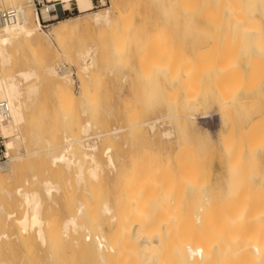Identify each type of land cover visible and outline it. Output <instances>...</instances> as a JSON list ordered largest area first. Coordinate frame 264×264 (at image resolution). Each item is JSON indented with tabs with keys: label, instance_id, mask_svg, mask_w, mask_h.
Masks as SVG:
<instances>
[{
	"label": "rangeland",
	"instance_id": "1",
	"mask_svg": "<svg viewBox=\"0 0 264 264\" xmlns=\"http://www.w3.org/2000/svg\"><path fill=\"white\" fill-rule=\"evenodd\" d=\"M5 1L7 2L8 0H5ZM5 1L2 0V3L0 1V8H1L0 11L6 9L4 7H9L8 6L9 4H6ZM18 1L21 2L22 4H26V2H27L26 0H21V1L18 0ZM104 1L105 2L103 3L101 0H92L93 9L91 11H89L88 13H84V14H79V12L76 10L77 7H76L75 3L71 2V7L72 8L74 7V10H72V14L68 15L65 18H70V17H75V16L80 15L79 20L74 21L73 23L68 25L65 33L62 36H60L59 38L53 37L50 43L42 40L37 45H34L35 49L33 47L32 48L29 47L28 49L26 48L24 51H22L23 53H21V56L17 55L19 57H16V56L14 57V59H15L14 60V67L12 68L11 72H14L15 70L26 68V67H32L30 65H33V67H36V66L38 67L50 59H52V61L55 63V65L57 67H58V65L60 67H61V65H63V67H65V69L68 70V72L70 73V74L68 73V77L71 81L70 86L72 89V94L60 95L59 93H57L54 90V86L50 82V80L44 79V80H42V83L39 86V89H38L36 96H32V98H30L29 101L26 100L27 98H26V96H24V100L26 101V110H25L24 122L20 126V133H22V135L24 136V140H25L24 142L25 143H23L24 145H21L20 148L21 149L25 148V149H23V151L26 150L25 152L29 153L31 157L28 155V156H25L23 158V160L20 162V163H22V166L19 169V172L18 171L16 172V176H13L12 179H8V180L4 179V181L1 182L0 191H1V189L7 187L9 190H11L13 192V195H14L12 199H15V200L12 201L10 210L13 212H15L16 210L18 211V212L12 213L13 216L11 215L10 219H17L18 216L21 217L22 216L21 214L22 213L24 214L25 212L29 213V209L26 208L25 205H23L21 195L17 193V190H21L22 193L24 191L30 192V193L36 191L39 195L41 202H42L43 217H45V219L50 220V221L51 220L53 221V220L58 219V218H59V220L61 219L60 220L61 222H62V220L64 221V219L68 218V216L74 212V209L80 204L79 202L82 201L81 203L85 204L86 203L85 200L88 203V204H86V207L88 210L91 209V205H94L93 200L96 201L95 206L97 208H98V205L104 204V202L105 203L108 202L107 204L111 206L114 204L113 202H115V198H117L118 195L123 190L122 185L120 187V183L118 182V179H117L118 174L121 173L120 171H122V169H124L123 171L129 170V168H130L129 165H131L130 162L140 160V157L142 154H143V161L147 159V162H149L150 164H152L151 162L155 161L157 166L159 165L158 169H160V172L157 169L155 163L153 162V164L155 166L152 164L154 167L153 179L154 178L157 179V180L154 179V180H156L155 182L160 181L159 178L163 179V181L161 180L162 184H160L161 182L157 183V187L161 190L163 189L162 193L160 192V197H162L161 198L162 200L166 199V201H165L166 204L163 203V205L164 206L166 205V207L168 209L165 212H167V211L170 212L172 210V207H171V210H169V207L175 206L170 213H171V215L181 214V217L178 218L180 220H183V219H181V218H183L182 214L184 215V214L188 213L189 209L194 204L197 205L199 203V202L197 203V201H195V199H194L195 193L199 192V191H200L199 194L196 193L198 195L196 200H198V201L200 200L199 199L200 197H203L202 195L206 196V194L209 192L207 194V196H212L214 194L213 195L215 198L214 202H216V203H214L215 205L217 204L220 207H223L221 205L226 203L229 208L235 209L239 205V203H240L239 200L241 199L240 197L242 196V200H244V197H245V201H248L252 205H254L255 207H258L264 213V211H263L264 210V205H263L264 200L261 199L262 196L260 197L261 194L262 195L264 194V182H263L264 181V174H263L264 173V147H263L264 144L262 143L263 141L258 142L259 144L254 141L255 139L258 141L261 138V137L259 138V136H261V133L264 134V129H263L264 128L263 127V124H264V121H263L264 103L262 104V102H264V69H263L262 75H259V77H256V79H253L254 81L256 80V84L258 83L257 86H255L257 88L254 87V85H256V84H254L253 82H252L253 84H251L252 80H249V82H250V84H249V82H247L248 81L247 78H244L245 80L244 79L238 80L236 78V79H233L234 81L232 80L233 83L235 82V80H236V82L243 80L244 83H243V81L240 82V83H243V85L240 84L241 86L239 87V83H238V86L236 84L234 86L235 87V89H234V88H232L234 84L232 85V83L230 84L226 80L225 84L227 86L225 85L224 87H226L227 89H225L226 90L225 94L224 93L222 94V92H224V91H222V92L220 91V88L222 89V87H220V86H222V85H220V82L224 84V82H225L224 78L223 77H217V78H220L218 80L214 75H210L207 72H205L204 68H202L203 66H200V65H203V63H202L203 59L202 58L198 59V61L200 60V64H197L199 62L197 60H195V55H197V57H198V55H201V57H204V59L206 60V58H207V57L205 58L206 55L204 56V54H203V56H202V54H200V53H203L205 51H209V53H207V55L210 56V51L215 50V48L222 43L225 35L228 36V38H230L231 35H232V37H233V35L235 36L234 31H230V33H229L230 35H227L228 30H225L223 32H216V31L204 28L203 26L200 25L198 18H194V19H192V21H190L186 24L185 21L181 18V16L178 15L176 12L174 13V11L172 10L173 9L172 0H104ZM42 2H43V0H33V4L36 7V9H38V10L42 7ZM56 3H58V2H56ZM250 6H249V8H250ZM254 7L257 11L256 10L252 11V9H251L250 11H252V13H250V12H248L249 11V9H248V11H247L248 17L253 18V19L255 18L256 20L258 19V21L263 24L264 23L263 17L261 15V11L259 9V6L255 5ZM254 7H253V9H254ZM28 10H29L30 14L32 15V8L29 7ZM258 11H260V13ZM96 12H99L102 14H104L105 12H108L109 18L112 21L106 25L105 24H100V25L95 24V22L92 20H93V15ZM90 19H91V21H90ZM57 20L58 19H55L54 17L48 21H44L41 19V24H42L43 28H48V26L50 24L56 22ZM144 20H145V22H144ZM155 20H158L161 23L159 28L149 30V31H146L145 29H143L144 28L143 26L147 23V21L150 22V21H155ZM176 24L178 26H176ZM191 25H193V27ZM85 26H87V27H85ZM81 27H84V28H81ZM198 28H202V29H198ZM203 29H204V31H203ZM262 29H264V25H262ZM70 31H71V33H70ZM209 31L211 33L213 32L212 35L214 37L211 34H209ZM221 33L224 35L222 36ZM249 34L252 35L251 33H249ZM249 34H246L244 37L245 38L247 37V40H249L247 42L248 45L254 46L253 44H255V42H254L255 38L253 37V35L251 38V36ZM263 34H264V30H263ZM211 36H212V38H211ZM226 36H225V38H226ZM263 38H264V36H263ZM214 39H216V42ZM143 41H149V43L151 45L150 46L151 48H148L149 51H148V49L143 50V48L141 47L143 44ZM212 41H214V42H212ZM55 42H56V44H55ZM204 43H207V44H204ZM211 43L214 44L213 48H212ZM210 44H211V46H210V48H209L210 50H209L208 47ZM89 47L94 49L95 65H94V67L90 68L88 73H84L81 71L82 58L80 55L82 53H84L85 50ZM42 48L44 50H42ZM152 48H153V53H151ZM257 50H259V49H257ZM141 51H142V53H141ZM143 52H146V57H144L145 55L142 56ZM212 52L213 51H211V53ZM147 54H149V55H147ZM152 54H154L153 56H155V58H153V59L151 57H148L150 55L152 56ZM205 54H206V52H205ZM191 55H193V57ZM45 56H47L48 58L46 59ZM178 56L179 57L181 56V58H178ZM20 57L22 60L19 59ZM22 57L26 58V60ZM184 58H186L188 63L190 62L188 66L185 65L186 67H189L190 69L184 67V63H183ZM145 59L150 60V61L148 62ZM177 59L181 62L180 64L178 63L179 61L175 62V61H177ZM16 60L17 61L19 60V61L15 62ZM157 60H161V61L157 62ZM154 61H156V62H154ZM162 61H163V63L165 61H168V62L164 63L165 64V66L163 65L164 68L162 67L164 70L161 68V72H155V71H160V69L156 70L157 68H155V66L158 65L159 62H161V65H162ZM167 63L169 64V67H168ZM174 63H176V64H174ZM194 63H196L197 66H195L196 64H194ZM204 63H205V61H204ZM19 64L22 66H19ZM172 64H174L175 66ZM177 64L179 65V67H177ZM143 65H145V66L143 67ZM192 65L195 66L194 69L197 71L193 70ZM148 67H150L151 69ZM166 67H167V69L168 68L172 69L174 67V70L173 69L172 70H166ZM158 68H160V67H158ZM176 68H178L179 71ZM183 68L185 70H183ZM263 68H264V66H263ZM145 69L148 71V73H146V75L149 77L148 79L145 78L146 77L145 72L143 73V71H145ZM172 71H174V72H172ZM150 73H151V76L149 75ZM172 73L177 74L176 75L177 79L175 78V76H173ZM161 74L163 77L161 76ZM192 74H194V75H192ZM155 75H157V79H155V81H157V83H156L157 86L155 87L156 89L154 90V94H153V90H152V89H154V78L153 77ZM189 76H190V78H189ZM165 77H167V80ZM186 77H188V78L186 79ZM143 78H144V80H142ZM80 79L82 82L80 81ZM246 79H247V81H246ZM184 80H186V81L188 80V81L186 82ZM79 81L84 86V89L85 90L87 89L86 91L84 90L85 92L81 90L82 87H81V84H79ZM188 82L191 83L190 85L192 86L191 88L193 90L188 89V87L190 86ZM245 82H246V84H245ZM184 83L187 86H185ZM194 83H195V85H194ZM244 84L245 85L249 84L245 88H249L250 85H251V87L252 86L253 87L251 88V90L245 89L246 90L245 91L244 90V86H245ZM26 85L27 84L23 85V88H22L23 90H25V88L27 87ZM206 85H208L207 86L208 89H207ZM158 86H160V88ZM242 86H243V88H242ZM151 87H153V88H151ZM161 87L162 88L164 87V89H162ZM202 87L204 89L206 88L205 91H203L204 89ZM224 87H223V89H224ZM229 87H231V88H229ZM148 88H149V91H148ZM174 88H176L174 90L176 97L174 99V96H173V99H172V96H170L171 99L173 100L171 102V100L168 101L169 99L166 98L168 96L166 94H170L169 92H172L173 94H171V95H174V92H173ZM194 88H196V89H194ZM257 89H258L259 93H258V95L257 94L254 95L255 93L258 92ZM195 90H197V91H195ZM228 90H231V92ZM164 91H165V93H164ZM188 91L190 93L193 91L196 92V100L197 101H194V104H193V102H190L189 101L190 99L187 97V95L189 93ZM210 91H212V92H210ZM144 92H147V94ZM160 92H162V96L164 98L161 96ZM204 92H206L208 94L210 93V94L209 95L207 94V96H206ZM228 92H230L231 94L233 93V99H232L233 101L230 103V105L223 103V98L227 94H229ZM261 94H262V96H261ZM223 95H225V96L223 97ZM184 97H185V99H184ZM210 97H215V98L211 99ZM235 98H236V101H234ZM144 99H146V100L143 102ZM262 99H263V101H262ZM164 100L166 101L165 104H163ZM238 101H239V103H238ZM217 102H218V104H220V105H218L220 108L217 106ZM240 102L244 103L246 105L240 104ZM171 103H173V104H171ZM190 103H192V104H190ZM233 103L235 106L233 105ZM247 103H248V105H247ZM249 103H251L252 106H250ZM231 104H232V106H234L233 109H232V107H230ZM171 105L173 106V108ZM199 105H201V106H199ZM240 105L241 106L243 105L242 106L243 108ZM255 105H256V107H255ZM259 105H261V106H259ZM190 106L192 107V109L195 108L194 112L190 108ZM239 106H240V109L238 108ZM235 107H237L238 109ZM253 107L257 108V110L255 109L257 111L256 113H255V110ZM171 108L173 110L174 109L176 110V112L173 111V113L174 114L176 113L175 117H177V115H178L177 119L173 116V113L171 114V112H170V111H172ZM219 109H221V110H219ZM235 110H239V112L241 111L240 114L238 113V111H235ZM244 111H246L248 114H245L246 112L244 113ZM169 114H171L170 116L172 118L168 117ZM185 115L188 117L186 120H185ZM244 115L245 116L247 115L246 116L247 117V123L245 121L246 124H244V123L242 124V122H244V120H246ZM262 116H263V118L261 119ZM223 117H228V118H223ZM157 118H158V120L155 124V129H153L151 131L149 129L150 128L149 122H151L152 120L157 119ZM189 118H190V120H188ZM239 118H240V120H239ZM221 119H222V121H221ZM231 119H233V120H231ZM259 119L262 120V122L261 121L259 122ZM86 121H90V123H91V128H90L88 134H86V135L91 136L88 138V141L91 143L94 141V143H96V146H98L97 157L103 166L102 170L98 172L99 178H96V180L94 179L95 181L91 180L92 177L89 174L87 175V170H86V169H88L87 163L84 165V168H83V171H84L82 174L83 177L82 176L79 177L76 175L79 171L77 168L78 165L72 164L70 167H67L65 165V163H63V162H58L57 164H54V165H52L50 162L49 153L51 154L52 151L53 152L54 151L59 152L60 150H62L60 145L65 144L67 137H72V140H81L82 138H84L86 136L85 134L82 133V126L84 125V123ZM143 122H145V123H143ZM174 122H177L179 125L178 124L175 125ZM221 122L225 124V126H224V124H222L224 127L220 125ZM182 123H184V126L182 125ZM231 123L233 125H231ZM235 123H237V124L240 123L241 127H240V125L237 126V124H236V126L239 127V130H238V128L235 127ZM257 123H259V126L261 125L262 128H259V127L257 128ZM255 124H256V126H255ZM177 125L180 126L181 129ZM134 126L136 128H134ZM250 126H251V129H250ZM116 128H123V129L119 133H116V134L111 133ZM241 128H243V129H241ZM246 129H247L246 134H243L244 130H246ZM248 129H250L251 131ZM258 129H263V131L261 130L262 132H260ZM228 130H230V132H228V134L231 133V130H232V135L230 134L231 137L233 136L232 141L229 140L231 138H227V137H229V135L226 134ZM257 130L259 131V133H257L258 132ZM133 131H134V134H133ZM167 131L171 132L172 137L170 136V138H167V137L165 138V136H163L164 132H167ZM237 131L239 133L241 132L240 135ZM254 134H255L256 138L253 136ZM258 134H260V135L258 136ZM97 135H100V136H97ZM178 135L181 136V139L177 138ZM238 135L240 137H238ZM223 136H226V137H223ZM245 136H247V138H245ZM38 138L40 139V141L37 143L36 139H38ZM168 139L169 140L172 139L171 143H170V141H168ZM182 139L185 142H188L189 145L192 142L194 143V144L192 143L189 146L190 150H192V151H189L187 143H185ZM219 139L220 140L222 139L224 141H222V140L220 141ZM245 139H247V140H245ZM262 139L263 138H261V140ZM250 140L253 141V143L251 141V144L254 145V148H255L253 150V151H255L254 153H252V149H251L252 145H250V143H249ZM172 141L175 143H176V141H179L180 143L179 142L176 143L177 145H174V143H173V145H174L173 146ZM217 141H219V142H217ZM226 141L231 145V147H229L230 145ZM246 141H248V142H246ZM112 142H113V144H112ZM144 142H146L148 144L144 145L143 144ZM167 142L169 145L167 144ZM224 142H225V144H224ZM39 143H40V145H39ZM239 143L241 145H239ZM247 143L251 147L250 146L248 147ZM255 143H257V145ZM260 143L263 145H260ZM170 144H171V146H170ZM47 145H48V147H50L51 145L52 146L53 145L60 146V147L55 149V150H49V151H46L43 153H36V154L32 153V151L36 152L37 150H41V149L43 150V149L47 148ZM108 145H110V146L113 145L111 154L115 160L117 159L115 161V164H116V162L118 163V164H116V170H113L108 166L107 160H106V155L102 154L104 151V148L107 147ZM142 145H144V147ZM236 145H238V146H236ZM141 146L143 149L141 148ZM211 146H213L214 148ZM239 146L242 147L241 150H239L240 149V148H238ZM260 146H262V147H260ZM158 147H159V149H158ZM171 147L173 148V149H171L173 151L170 150ZM178 147H181V148H178ZM193 147H195L197 152L200 151L201 154L199 152L197 153ZM258 147L261 149H259ZM185 148H187L186 149L187 153L185 154L184 159L181 160V162L179 161L180 162V164H179L174 159V154H175V152H178V151L185 149ZM218 148H219V151H215V149L218 150ZM146 149L148 151H145ZM175 149H176V151H175ZM233 149H235L236 151L235 150L233 151ZM157 150H159L158 151L159 153H156ZM160 150H161V152H160ZM205 150L206 151L208 150V153L211 152L210 154H212V156H209V154L206 153ZM237 150H239L240 152ZM169 151H170V154H167V153H169ZM190 152L193 154L192 156L194 158L191 156ZM193 152H195V153H193ZM234 152H238L239 156L237 155V153H236V155H234ZM146 153L148 154L147 156H146ZM172 153H174V154H172ZM231 153H233V154H231ZM15 154H16L15 151L10 152L11 156L15 155ZM204 154L205 155L208 154L206 156V158H205ZM230 154L234 157L232 158ZM250 154L254 157L251 158ZM153 155H154V157H153ZM170 155L171 156L173 155V156L170 157ZM198 155H199V157H198ZM201 155H203L204 158ZM131 156H132V158H131ZM208 156L210 157L209 160H206V162H205V160L201 161L200 158L207 159ZM78 157H79V155L77 153L73 158L76 161L78 159ZM151 157H153L154 159ZM155 157L157 158V160ZM165 157H166V159H165ZM188 157H190L191 159ZM229 157H231L232 160L234 159V161L232 162L231 158H229ZM148 158H149V160H148ZM192 158H193V160H192ZM246 158H248V159H246ZM130 159H132V160H130ZM152 159H153V161H151ZM167 159H169L170 162ZM255 159H256L257 163L254 162ZM161 160L163 163L161 162ZM165 160H167L168 162ZM196 160L199 163L195 162ZM244 160H246V161H244ZM250 160H254L253 161L254 163H251L252 165L246 163V162L249 163ZM123 161L125 162L126 165H124ZM191 161L194 164L190 163L191 168H189V166L186 164H189V162H191ZM166 162L168 164H167V166H164V163L166 164ZM236 162L238 164H236ZM250 162H252V161H250ZM169 163H171V164H169ZM181 163H183V164H181ZM196 163L198 166L196 165ZM12 164H13V162H12ZM245 164L249 165V167L247 168V166ZM256 164H257V170L256 171L254 170L255 174L251 173V171H253V170H251V166L256 169V166H255ZM160 165H161V167H160ZM192 165H196L197 170L194 171L193 168L195 169V166L193 167ZM125 166H127V167L125 168ZM18 167H19V165H18ZM165 167H166L167 172H165ZM179 168L182 171H180ZM188 168L190 169V171H188L189 170ZM145 169H146V171H145ZM145 169H143V172H147L149 170L147 168H145ZM232 169L234 170V172L232 171ZM247 169L251 170L250 173L248 172L250 176L247 173L248 176L245 175V177H244V172ZM168 171H169V173H168ZM191 171H193V172L198 171V173L204 172L203 173L204 175L201 173V175L196 176V178L198 177V179H199V177L201 178L204 176L201 179L202 181L200 179L198 180L196 178H194V180H193L192 179L193 177L189 176V174H188ZM206 171L209 172V174ZM100 172H102V173H100ZM155 172H156V174H155ZM161 172H162V174L164 173V175L161 176V174H160ZM171 172H173L174 174ZM193 172H191L190 175H192ZM256 172H257V175H256ZM157 173L160 175H157ZM183 173H185V174H183ZM233 173H235V174L238 173L239 175L238 174L234 175ZM143 174L145 175L146 173H143ZM170 174L174 175V176H170ZM196 174L197 173H195L194 175H196ZM84 176H86L89 179H87ZM164 176H165V178H164ZM231 176H232V178H230ZM234 176L235 177L239 176V180H238V178H235ZM241 176H243V177H241ZM77 177L82 178V180H84V182L86 179V182L83 183L82 180L81 179L79 180V178H77ZM176 177H178L179 181L177 180L178 182L174 183V182H176V180H175ZM260 177H261V179H260ZM222 178H224L223 180L224 181L226 180V182H224L222 180ZM234 178H235V180H234ZM214 179H216L217 182ZM236 179L238 181H241L242 184L240 183L241 184L240 185V184L235 183V182H238ZM242 179H243V182H242ZM47 180H49V182L52 181L51 184L52 185L55 184V187L57 188V192L55 190L56 188L54 189L55 192H54V190L51 192L50 199H49V196H47L46 194L43 193V189H42V181H47ZM78 181H80L79 184H78ZM98 181L102 182L103 184L99 183ZM181 181L184 182L183 185H180ZM197 181H200V183H201L200 188H199V184L197 185V183H199ZM245 181H247V183ZM155 182L152 181L151 184L153 185V183H155ZM164 182H165V184H164ZM215 182L217 185H215ZM227 182H228V184H227ZM250 182H251V184H250ZM260 182H262L263 184H261ZM169 183H170V185H169ZM202 183L203 184L205 183L204 185L206 187ZM243 183H245V184H243ZM191 184H192V186H190ZM231 184H233L234 187L232 186L233 188L231 187V189H230ZM246 184L248 185V187L242 186V185H246ZM226 185L229 186L228 192L226 190V188L228 186L226 187ZM235 185L242 186L243 188H246L247 191L244 190L242 187L238 188V186H235ZM257 186L258 187L261 186V187L258 188ZM83 187L84 188L86 187V188L84 189ZM177 187H179L178 188L179 190L176 189ZM201 187H203L205 189L202 190ZM235 187L239 189L237 192V193H239L238 194L239 197H237L236 196L237 194H235V192L237 190ZM91 188H93V190ZM249 188L252 190L249 191ZM261 188L263 190V193H262ZM88 189H90V190H88ZM198 189H199V191H198ZM210 189L214 190V192L211 191ZM95 190H97V191H95ZM177 190H178V192H177ZM204 190H206V192ZM207 190H209V191H207ZM218 190H219V192H218ZM259 190H261V193L258 194V192H260ZM84 191H85V193H84ZM91 191H92V193H94V191L97 192L96 198H94L96 196L95 193L92 194ZM113 191H115L116 195H113V193H114ZM166 191H167V193H166ZM202 191H204L205 193L203 194ZM245 191L248 192L250 196L249 195L247 196L248 193L245 196H243V193L244 194L246 193ZM251 191L252 192L255 191L257 194L255 192L252 193ZM102 192H104V194H101V196H100V193H102ZM105 192H106V195H105ZM230 192H233L235 194V196L237 198L236 200L234 199V194L232 193L233 194L232 195ZM168 193H169V195H167ZM181 193H183V195ZM223 193H224V195H223ZM87 194H90L91 198ZM230 194L232 196H230ZM253 194H254V196H253ZM257 195H258V197H257ZM86 196L89 198H87ZM106 196H107V198H106ZM113 196H114V199H113ZM167 196H169V197L167 198ZM83 197L86 199H84ZM104 197L106 198V200L104 199ZM164 197H165V199H164ZM229 197H231V198H229ZM100 198H101V200H100ZM176 198L178 200H176ZM222 198H224V199H222ZM227 198H229V199H227ZM258 198H260V200L263 201V204L260 202V200ZM262 198H264V195ZM82 199L84 200V202ZM102 199L104 200V202L102 201ZM112 199H113V201H112ZM192 199H193V201H195L194 204H192L193 203V201H191ZM250 199H251V201H250ZM257 199H258V201H257ZM167 200H169V201L167 202ZM172 200H173L174 204L176 203L175 205H172ZM99 201H102V202H100V204H99ZM178 201H179V203H178ZM189 201L191 203H189ZM229 202H230V204H229ZM254 202L257 204H255ZM168 203H171V205ZM179 204H180V208H179L180 211L177 210L179 207ZM182 204H184L185 206ZM226 204H224V206ZM232 205H234V206H232ZM100 206H102V205H100ZM219 206H217V207H219ZM25 208L27 211H25ZM92 208H94V206ZM45 209H47V210H45ZM175 210H177V211H175ZM173 212H174V214H172ZM165 214H167V213H165ZM99 215H101V214H99ZM102 216H103V214H102ZM101 218L103 221L102 226L100 224V220L98 219V217H97V219L99 220V224H97L98 222L95 223V220H97V219L95 218V220H93L94 218H92V217H91L90 221H88L89 219L85 218L84 223L86 226H89L90 228H93L90 226V222H92L91 224H94L96 226L93 228L94 234H97L98 232L100 233V231H102L107 236H110L111 231L113 229V225H112V223L109 222L108 216H105V217L100 216V219ZM103 218H104V220H103ZM174 220L176 221L177 218ZM180 220H178V222H181ZM184 221H185V219H184ZM109 223L111 225H109ZM97 225H99L98 226L99 228H97ZM6 229L7 230L9 229L8 226H6L5 230ZM25 234L26 233L23 232V235H25ZM33 236L34 235H32V237ZM32 237H28V239H23L22 240L23 244L20 243L21 242L20 240H17V241L13 240L12 241L13 244L11 243V245H9L7 247V249H5L6 251L3 250L2 252H0V256L4 257V255H5L4 258H6L5 262L7 264H9L10 262H11L10 264H12V263L16 264V262H18L17 264H26V262H27V264H30L31 260H32L31 258L35 254L34 249H36L35 255H37L38 253H40L39 255H42V251L44 250V247H41V245L39 244V241L35 237H34V239ZM67 241H68V239H67ZM34 242H36L38 244L35 245ZM19 243H20V245H19ZM34 245H35V247H34ZM29 246L30 247L32 246L30 248V250H28ZM39 246L41 247V250H40ZM12 247H13V249H12ZM22 247H23V250H22ZM21 252H22V254L24 253L26 255V257L24 255H22ZM10 254L13 256L12 258H10L11 257ZM18 254H21V255H18ZM17 256H20V258L18 259L19 261L17 260V258H18ZM15 258H16V261L13 262V260ZM22 258H24V259H22ZM20 260H23V261H21V263H20Z\"/></svg>",
	"mask_w": 264,
	"mask_h": 264
},
{
	"label": "bare ground",
	"instance_id": "2",
	"mask_svg": "<svg viewBox=\"0 0 264 264\" xmlns=\"http://www.w3.org/2000/svg\"><path fill=\"white\" fill-rule=\"evenodd\" d=\"M0 1L2 3V0H0ZM3 1H5V0H3ZM17 1L18 0H8L7 2L5 1L6 4H9L8 5L9 7H4V8L15 9L17 11V15H16V18L12 22H9V23H6V24L0 26V101L6 102L9 106V111H10V118L7 121V123L2 126L1 133L7 138L5 144H6V149H7L8 153L10 154V152H12V151L16 152L15 155L11 156L10 163L6 167H0V185H1V182L4 181V179L8 180V179H12L13 176H16V172L17 171L19 172V169L22 166V163H20V162L23 160V158L25 156H28V155L30 156L29 153L25 152L26 150L23 151V149H25V148H23V147H22L23 149L20 148L21 145H24L23 143H25L24 142L25 141L24 136L22 135V133H20V126L24 122L25 110H26V101L24 100V96H26V98H27L26 100H28V101L30 100V98H32V96H36L38 89H39V86L42 83V80H44V79H49L50 82L54 86V90L57 93H59L60 95L72 94V89L70 86L71 81L68 77V73H69L68 70H66V69L60 70L59 69L60 66L58 65V67H57L55 65V63L52 61V59L44 62V64H42L41 66H38V67L37 66L33 67V65H30L32 67H26L25 66L26 68L18 69V70H15L14 72H11L12 68L14 67V60H15L14 57L15 56L19 57L17 55L21 56V53H23L22 51H24L26 48L28 49L29 47L34 48V45H37L42 40L50 43L53 37L59 38L60 36H62L65 33L68 25H70L74 21L79 20L80 15L75 16V17H70V18L58 19L56 22L50 24L48 26V28H43V26L41 24V19L44 21H48L54 17V15L51 13V8H52V4H54L55 2L62 3L63 6L67 9L70 8L71 2H73V3H75V5L77 7V11L79 12V14L88 13L89 11H91L93 9L92 0H43V2H42L43 5L39 10L36 9V7L34 6L33 0H26L27 1L26 4H22L21 2H19V1L17 2ZM101 1L103 3L105 2L104 0H101ZM172 3H173L172 4L173 9L172 10L174 11V13L176 12L178 15H180L186 24L188 22L192 21V19L198 18L200 25L203 26L204 28H207V29H210V30H213L216 32H223L225 30H228L227 35H230L229 34L230 31H234L235 36L233 35V37H232V35H231V37L229 36L230 38H228V36L225 35L226 38L224 36V40L222 41V43L220 45H218L216 48L214 47L215 50H211V51H213L212 53L210 51V56L207 55V53H209V51H205L206 54H205V52L200 53V54H202V56H203V54H204V56L206 55L205 58L207 57L206 58L207 61L204 59V57H201V55H198V57H197V55H195V60L198 61V59H201V58L203 59V62H202L203 65H200V66H203L202 68H204L205 72H207L210 75H214L216 78L217 77H223L224 78V80H225L224 84L220 82V85H222V86H220V87H222V89L220 88V91L221 92L224 91V92H222V94L223 93L225 94V91H226L225 89H227L226 87H224L226 85L225 84L226 80L230 84L231 83H232V85L234 84L233 87L230 85L234 89H235L234 86L236 84L238 86V83H239V87H240L241 86L240 84L243 85V83H244L243 80H242L243 83H240L242 81L236 82V80L233 83V81H234L233 79H236V78L238 80L247 78L248 79V81L246 79L247 82H249V80H252L251 84H253V83L256 84V80L254 81L253 79H256V77H259V75H262V72L264 69L263 68V66H264V38H263L264 34H263V30L264 29H262V25H264V23L262 24L261 22L258 21V19L256 20L255 18L254 19L249 18L247 13L248 12L252 13L253 10L255 11L256 9L254 6L258 5L259 9L261 11V15L263 17V22H264V0H172ZM249 6H250V8H249ZM29 7L32 8V15L30 14V12L28 10ZM253 7H254V9H253ZM6 9H4V10H6ZM248 9H249V11H248ZM251 9H252V11H250ZM260 11H258V12L260 13ZM90 21H91V19H90ZM92 21H94L95 24H99V25L105 24L106 25L109 22H111L112 20H110L108 12H105L104 14L96 12L93 15ZM144 22H145V20H144ZM160 25H161V23L158 20L150 21V22L147 21V23L143 26L144 27L143 29H145L146 31H149V30L159 28ZM176 26H178V25L176 24ZM191 26L193 27V25H191ZM85 27H87V26H85ZM81 28H84V27H81ZM198 29H202V28H198ZM203 31H204V29H203ZM70 33H71V31H70ZM212 33L209 31V34L212 35ZM249 33H251L253 35V37L255 38V39L253 38L254 42H255V44H253L254 46L248 45L247 42L249 40H247V37L246 38L244 37L246 34H249ZM223 35L224 34H222V36ZM252 35H250L251 38H252ZM212 36H211V38H212ZM214 40L216 42V39H214ZM212 42H214V41H212ZM55 44H56V42H55ZM204 44H207V43H204ZM211 44H212V48H213L214 44L213 43H211ZM211 44L209 45L208 49L210 48ZM150 46L151 45H150L149 41H143V44L141 47L143 48V50L144 49L146 50L148 48H151ZM257 49H259V50H257ZM42 50H44V49L42 48ZM148 51H149V49H148ZM141 53H142V51H141ZM151 53H153V48H152ZM147 55H149V54H147ZM153 55L154 54H152V56L150 55L148 57H151L153 59V58H155V56H153ZM80 56L82 58L81 71L84 73H88L90 68L94 67V65H95L94 49L89 47ZM142 56L146 57V52H143ZM191 56L193 57V55H191ZM22 58H24V57H22ZM45 58L47 59L48 57L45 56ZM178 58H181V56L180 57L178 56ZM19 59H21V57ZM24 59L26 60V58H24ZM145 60L148 62L150 61L147 59H145ZM185 60H186V58H184V61H183L184 67H186L185 65L188 66L190 63V62L188 63V61L187 60L185 61ZM18 61L16 60L15 62H18ZM158 61H161V60H157V62ZM178 61L179 60L177 59V61H175V62H178ZM204 61H205V63H204ZM154 62H156V61H154ZM166 62H168V61H165L164 63H166ZM198 62L199 63H197V64H200V60ZM164 63L162 61V65H161V62H159L158 65H156V66L154 65L155 68H157L156 70L160 69V71H155V72H161V68L162 67L164 68V66H165ZM178 63L180 64L181 62L179 61ZM174 64H176V63H174ZM174 64H172V65H174ZM194 64H196V63H194ZM197 64L195 66H197ZM167 65L169 67L168 63H167ZM19 66H22V65L19 64ZM144 66L145 65H143V67ZM193 66L194 65H192L193 70L197 71L194 69L195 66L194 67ZM158 67H160V68H158ZM177 67H179L178 64H177ZM148 68H150V67H148ZM186 68H189V67H186ZM172 69L174 70V67ZM172 69L171 68L167 69V67H166V70H172ZM176 69L178 70V68H176ZM183 70H185V69L183 68ZM144 72H145V76H146L145 78L148 79L149 77L146 75V73H148V71L145 69V71H143V73ZM172 72H174V71H172ZM172 74L177 79V77H176L177 74H174V73H172ZM149 75L151 76V73ZM192 75H194V74H192ZM161 76H162V74H161ZM153 78H154V89H152V90H153V94H154V90L156 89L155 87L157 86L156 85L157 81H155V79H157V75H155ZM165 78L167 80V77H165ZM187 78L188 77H186V79ZM189 78H190V76H189ZM217 79L219 80L220 78H217ZM142 80H144V78ZM80 81H81V79H80ZM80 81H79V84H81ZM184 81H186V80H184ZM185 83H184V85H185ZM24 84H27L26 85L27 87L25 88V90L22 89ZM190 84L191 83H189V85ZM245 84H246V82H245ZM249 84H250V82H249ZM249 84L244 86V90L245 89L251 90V88L253 87V86L251 87V85L249 88H245ZM257 84L254 85V87L257 86ZM194 85H195V83H194ZM185 86H187V85H185ZM207 86L208 85H206V87ZM81 87H82L81 90L84 91L85 89H84V86L82 84H81ZM158 87L160 88V86H158ZM191 87L192 86L190 85L188 87V89L191 90L192 89ZM223 87H224V89H223ZM231 87H229V88H231ZM149 88H148V91H149ZM151 88H153V87H151ZM242 88H243V86H242ZM255 88H257V87H255ZM162 89H164V87ZM175 89L176 88L173 89L174 95H171V94H173L172 92H169L170 94H166V95H168L166 97L169 99L168 101L171 100V102H172L173 96L175 99V97H176L175 96L176 94L174 91ZM194 89H196V88H194ZM205 89L203 91H205ZM207 89H208V87H207ZM197 90H195V91H197ZM195 91H193L191 93L189 91H188L189 93L187 92L188 93L187 97L190 99L189 100L190 102H193V104H194V101H197ZM228 91L231 92V90H228ZM257 91H258V89H257ZM210 92H212V91H210ZM230 92H228L229 94H227L226 96L223 95V97L225 96L224 98L222 97L224 104L230 105V103L233 101L232 100L233 99V93L231 94ZM144 93L147 94V92H144ZM160 93L162 96V92H160ZM164 93H165V91H164ZM204 93L207 96L208 93H206V92H204ZM258 93H259V91L257 93H255L254 95H256V94L258 95ZM170 96H172V99ZM261 96H262V94H261ZM185 97H184V99H185ZM210 98L214 99L215 97H210ZM236 98L234 101H236ZM145 100L146 99H144L143 102ZM262 101H263V99H262ZM165 102L166 101L164 100L163 104H165ZM241 102H240V104L246 105V104L241 103ZM238 103H239V101H238ZM251 103H249L250 106H252ZM263 103L264 102H262V104ZM171 104H173V103H171ZM190 104H192V103H190ZM218 105H220V104H218V102H217V106ZM233 105H234V103H233ZM247 105H248V103H247ZM199 106H201V105H199ZM234 106H232V104H231L230 107H232V109H233ZM240 106L238 107L239 109H240ZM259 106H261V105H259ZM255 107H256V105H255ZM172 108H173V106H172ZM172 108H171L172 111H170L171 114L173 113V111L176 112V110L175 109L173 110ZM190 108L192 109L191 106H190ZM235 108H237V107H235ZM194 109L195 108L192 109L193 112H194ZM255 109L257 110V108H254V110ZM219 110H221V109H219ZM256 110H255V113L257 112ZM235 111H238L239 114L241 112V111L239 112V110H235ZM245 112L246 111H244V113ZM171 114H169L168 117H171L170 116ZM175 114L173 113L174 117H175ZM245 114H248V113L246 112ZM246 116H245L246 120H244V122H242V124L247 123V117ZM177 117H178V115H177ZM177 117H175V118L177 119ZM187 118L188 117L185 115V120ZM223 118H228V117H223ZM240 118H239V120H240ZM262 118H263V116L261 117V119ZM233 119H231V120H233ZM157 120H158V118L149 122V124H150L149 129L151 131L153 129H155V124H156ZM188 120H190V118ZM221 121H222V119H221ZM245 121H246V123H245ZM260 121L262 122V120L259 119V122ZM263 121H264V118H263ZM143 123H145V122H143ZM174 123H175V125L178 124L177 122H174ZM222 124H224V123L221 122L220 125L223 126ZM236 124L237 123H235V127L238 128V130H239V127H237V126L240 125V123L237 124V126H236ZM182 125L184 126V123H182ZM231 125H233V124L231 123ZM224 126H225V124H224ZM255 126H256V124H255ZM178 127L181 129L180 126H178ZM240 127H241V125H240ZM258 127L262 128L261 125L259 126V123H257V128ZM263 127H264V124H263ZM90 128H91L90 121H86L84 123V125L82 126V133L85 135L88 134ZM134 128H136V127L134 126ZM122 129L123 128H116L113 131L111 130L112 131L111 133H113V134L119 133ZM241 129H243V128H241ZM250 129H251V126H250ZM250 129H248V130H250ZM263 129H258V130L260 132H262ZM246 131H247V129L244 130V132L242 131L243 134H246ZM259 131L257 133H259ZM228 132H230V130H228L226 133L227 135H229V137H227V138H231L229 140L232 141L233 136L232 137L230 136V134L232 135V130H231V133L228 134ZM240 133H239V135H240ZM133 134H134V131H133ZM171 135H172L171 132L167 131V132H164L163 136H165V138L166 137L170 138ZM239 135H238V137H240ZM259 135L260 134H258V136ZM97 136H100V135H97ZM253 136L255 137V134ZM89 137H91V136L86 135L81 140H72V137H67L65 144L60 145L62 150H60L59 152H55V151L53 152L52 151L51 154L49 153L51 164L54 165V164H57L58 162H63V163H65V165L67 167H70L72 164L78 165L77 168L79 171L76 175L81 177L83 172H84L83 171L84 165L87 163L88 164V169H86L87 175L89 174L93 178V179L91 178V180H94V179L96 180V178H99L98 172L102 170L103 166L97 157L98 146H96V143H94V141L92 143L89 142L88 141ZM223 137H226V136H223ZM260 137L264 139V134L261 133V136H259V138ZM177 138L181 139V136L178 135ZM245 138H247V136H245ZM261 138L258 141L256 139L254 141L257 143L263 141L262 143L264 144V140L263 139L261 140ZM36 140H37V143L40 141L39 138ZM171 140L168 139V141H170V143H171ZM245 140H247V139H245ZM222 141H224V140H222ZM251 141L252 140L249 141L250 145H252ZM146 142H144L143 144L144 145L148 144ZM178 142L179 141H176V143H178ZM217 142H219V141H217ZM246 142H248V141H246ZM173 143H174V145H177L175 142L172 141V145H173ZM185 143H187L189 151H192V150H190L189 146L193 142L190 143V145L188 142H185ZM252 143H253V141H252ZM257 143H255V144L257 145ZM112 144H113V142H112ZM167 144H168V142H167ZM224 144H225V142H224ZM263 144L260 143V145H263ZM39 145H40V143H39ZM144 145H142V146L144 147ZM239 145H241V144L239 143ZM250 145L248 144V147ZM60 146H55V145L52 146L51 145L50 147H48V145H47V148H45L43 150L42 149L37 150L36 152L32 151V153L33 154L43 153V152H46L49 150H55V149L59 148ZM112 146L108 145L107 147H105L102 154L106 155V160H107L108 166L111 169L116 170V164H118V163L116 162V164H115V161L117 159L115 160L112 157V154H111ZM142 146H141V148H142ZM170 146H171V144H170ZM236 146H238V145H236ZM211 147H213V146H211ZM229 147H231V145ZM260 147H262V146H260ZM263 147H264V145H263ZM178 148H181V147H178ZM193 148L195 149V147H193ZM238 148H240L239 150H241L242 147L239 146ZM158 149H159V147H158ZM171 149H173V148L171 147L170 150ZM176 149H175V151H176ZM186 149L187 148L182 149L178 152H175V154L172 153V154H174V159L179 164H180L181 160L184 159L185 154L187 153ZM251 149H252V153H254L255 152V151H253L255 149L254 145H252ZM259 149H261V148H259ZM234 150L235 149H233V151ZM239 150H237V151H239ZM145 151H148V150L146 149ZM158 151L159 150H157L156 153H159ZM171 151H173V150H171ZM215 151H219V148H218V150L215 149ZM160 152H161V150H160ZM196 152H197V150H196ZM198 152L200 153V151H198ZM77 153H78L79 157L75 161V159L73 157ZM193 153H195V152H193ZM206 153H208V150L206 151ZM210 153L211 152L208 153L209 156H212V154H210ZM236 153H237V155L239 154L238 152H234V155H236ZM167 154H170V151ZM208 154H206V155L204 154L205 158ZM231 154H233V153H231ZM147 155L148 154L146 153V156ZM192 155L193 154L191 153V156ZM199 155H198V157H199ZM132 156H131V158H132ZM172 156L170 155V157H172ZM201 156H203V155H201ZM204 156H203V158H204ZM209 156L207 157V159H202V158H200V159H201V161L205 160V162H206V160H209V158H210ZM153 157H154V155H153ZM153 157H151V158H153ZM231 157L233 158L234 156L231 155ZM231 157H229V158H231ZM250 157L252 158L254 156L251 155ZM188 158H190V157H188ZM193 158H192V160H193ZM232 158H231V160H232ZM153 159L151 161H153ZM165 159H166V157H165ZM246 159H248V158H246ZM130 160H132V159H130ZM148 160H149V158H148ZM156 160H157V158H156ZM167 160L169 161V159H167ZM167 160H165V161H167ZM233 161H234V159L232 160V162ZM244 161H246V160H244ZM250 161H252V162H250ZM250 161H249V163L248 162H246V163L252 165L251 163L256 162V159H255V161L254 160H250ZM12 162H13V164H12ZM153 162L155 163V161H153ZM153 162H151V163L153 164ZM161 162H162V160H161ZM167 162H166V164L164 163V166H167V164H168ZM195 162L199 163L197 160ZM130 163H131V165H129V167H130L129 170L123 171L124 169H122L123 172L120 171L121 173L118 174V178L115 176L118 179V182L120 183V187L122 185L123 190L118 195V197L115 198V202H113L114 203L113 205H111V206L108 205L107 204L108 202L105 203L104 200L102 199L104 204H100V202H102V201H99V204L102 206L98 205V208H97L95 206L96 201L93 200L94 205H91V209L88 210L86 207V204H88L87 201L85 200V202H86L85 204L81 203L82 202L81 201V202H79L80 203L79 205L77 204L78 206L74 209V212L73 213L71 212L72 214L69 213L70 215L68 216V218L64 219V221L62 220V222L60 221L61 219L59 220V218L55 219L53 221L52 220L50 221V220L45 219V217H43L42 202H41L39 195L36 191L31 192V193L24 191L22 193L21 190H17V193L21 195L22 203H23V205L26 206V208L29 209V213L25 212V211H27L25 208V211H24L25 213L24 214L22 213L21 217L18 216L17 219H10L11 218L10 216L12 215V213L18 212L17 210L15 212L10 210L12 201L15 200V199H12L14 195H13V192L11 190H9L7 187L1 189V191H0V194H1L0 195V252L7 249V247L9 245H11L13 240H16V241L20 240L21 242L20 241L19 242L23 244V241H22L23 239H28V237H32V235H34L32 238L34 239V237H35L39 241V244L41 245V247H44V250L42 251V255H39L40 253L35 255L36 249H34L35 254L31 258L32 260H31L30 264H264V213L258 207H255L250 202L245 201V197H244V200H242V196L240 197L241 198L239 200L240 203H239V205L237 204L238 206L235 209L229 208L226 203H224V204H226L225 206H224V204L221 205L223 207H220L219 205L216 204L217 206H219V207H217L214 204V203H216V202H214V200H215V198L213 196L214 194L212 196H207V194L209 192L206 194V196L202 195L203 197H200L199 201L196 200L198 197V195L196 193L199 194V192H200L198 189L199 192L195 193L194 199H195V201H197V203L198 202L199 203L197 205H195L194 204L195 201H193V199H192L191 201H193L192 204H194V205L189 209L188 213H186L184 215L182 214L183 218H181V219H183V220H180L178 218L181 217V214L171 215V213H170L175 206H170L169 210H171V207H172V210L170 212L169 211L165 212L168 209L166 207V205L165 206L163 205V203H165L166 199L164 197L165 200H162L161 199L162 197H160V192L162 193L163 189L161 190L157 187V183L161 182L160 184H162L163 179H160L158 176L157 177L159 178L160 181L155 182L157 179L156 178H154L156 180L153 179V177H154L153 165L154 164L152 165L149 162H147V159L143 161V154L141 155L140 160L132 161ZM190 163L194 164V163H192V161L189 162V164H186L189 166V168H191ZM197 163H196V165H197ZM169 164H171V163H169ZM181 164H183V163H181ZM236 164H238V163L236 162ZM18 165H19V167H18ZM124 165H126L125 162H124ZM155 165L158 169L159 165L157 166L156 163H155ZM196 165H192L193 167L195 166V169L192 167L194 171L197 170L198 165L197 166ZM246 166H247V168L249 167V165H246ZM255 166H256V169L251 166V170H253V171L249 170L250 168L247 169L244 172V177H245V175L248 176L250 171H251V173H254V170L255 171L257 170V164ZM126 167L127 166H125V168ZM160 167H161V165H160ZM145 168H147L149 170L147 172H143V169H145ZM158 170L160 172V169H158ZM145 171H146V169H145ZM180 171H182V170L180 169ZM188 171H190V169ZM232 171L234 172L233 169H232ZM165 172H167L166 167H165ZM191 172H193V171H191ZM191 172H189L188 174H189V176L193 177L192 178L193 180H194V178H196L197 175L199 176V175H201V173L202 174L204 173V172L198 173V171H197V172H193V174L190 175ZM100 173H102V172H100ZM143 173H146V174L144 175ZM168 173H169V171H168ZM171 173H173V172H171ZM195 173H197V174L194 175ZM207 173L209 174V172H207ZM247 173H248V175H247ZM155 174H156V172H155ZM160 174H161V176L164 175V173L162 174V172ZM160 174L157 173V175H160ZM183 174H185V173H183ZM233 174L237 175L238 173H236V174L233 173ZM256 175H257V172H256ZM170 176H174V175L170 174ZM79 177H77V178H79ZM84 177H86V176H84ZM178 177H176L177 179L175 178L176 182H174V183H177L179 181ZM203 177H201V178L199 177V179L201 180ZM241 177H243V176H241ZM164 178H165V176H164ZM230 178H232V176ZM235 178H238V180H239V176L235 177ZM235 178H234V180H235ZM80 179L82 180V178H79V180ZM87 179H89V178H87ZM196 179H198V177ZM223 179L224 178H222V180ZM260 179H261V177H260ZM49 180L42 181V189H43V193L46 194L47 196H49V199H50L51 192L56 187H55V184L52 185L51 184L52 181L49 182ZM214 180H216V179H214ZM152 181L155 182V183H153V185L151 184ZM82 182L85 183L86 179H85V182H84V180H82ZM197 182H199V183H197V185L199 184V188H200L201 183H200V181H197ZM216 182H217V180H216ZM216 182H215V185H217ZM224 182H226V180ZM242 182H243V179H242ZM245 182L247 183V181H245ZM79 183H80V181H78V184ZM99 183L103 184L102 182H99ZM183 183L184 182L181 181L180 185H183ZM235 183L240 184L241 181H238ZM260 183L263 184L262 182H260ZM164 184H165V182H164ZM227 184H228V182H227ZM243 184H245V183H243ZM250 184H251V182H250ZM169 185H170V183H169ZM190 186H192V184ZM227 186L228 185H226V187ZM232 186H233V184H231L230 189ZM235 186H238V188L242 187V186L248 187L247 184L242 185V186H239V185H235ZM203 187H201L202 190L205 189ZM259 187H261V186H259ZM178 188L179 187H177L176 189H178ZM228 188H229V186L226 188L227 192H228ZM238 188H236L237 189L236 192L234 191L235 194H237L236 195L237 197H239V195H238L239 193H237L239 190ZM91 189L93 190V188H91ZM243 189L247 191L246 188H243ZM55 190L57 192V188ZM55 190H54V192H55ZM88 190H90V189H88ZM178 190H177V192H178ZM250 190H252V189L249 188V191ZM261 190H262V188H261ZM261 190H259L260 192H258V194L261 193ZM95 191H97V190H95ZM95 191H94V193L96 195L97 192H95ZM204 191L206 192V190H204ZM204 191H202L203 194L205 193ZM207 191H209V190H207ZM211 191L214 192V190H211ZM113 192H114L113 195H116L115 191H113ZM218 192H219V190H218ZM253 192H255V191H253ZM84 193H85V191H84ZM91 193H92V191H91ZM94 193H92V194H94ZM166 193H167V191H166ZM230 193L232 194L233 192H230ZM247 193L248 192H246L245 194L243 193V196H245ZM262 193H263V190H262ZM101 194H104V192L100 193V196H101ZM181 194L183 195V193H181ZM231 194H230V196H232L234 193L232 195ZM235 194H234V199L236 200L237 198H236ZM87 195L90 196V194H87ZM105 195H106V192H105ZM167 195H169V193ZM223 195H224V193H223ZM248 195H249V193L247 194V196ZM263 195L261 194L260 197L261 196L263 197ZM253 196H254V194H253ZM96 197H97V195L94 198H96ZM168 197L169 196H167V198ZM257 197H258V195H257ZM262 197H261V199L264 200V198H262ZM87 198H89V197H87ZM90 198H91V196H90ZM106 198H107V196H106ZM106 198L104 197L105 200H106ZM229 198H231V197H229ZM229 198H227V199H229ZM84 199H86V198H84ZM113 199H114V196H113ZM113 199H112V201H113ZM222 199H224V198H222ZM251 199H250V201H251ZM258 199L260 200V198H258ZM258 199H257V201H258ZM100 200H101V198H100ZM176 200H178V199L176 198ZM168 201L169 200H167V202ZM83 202H84V200H83ZM260 202L263 204V201L260 200ZM178 203H179V201H178ZM189 203H191V202L189 201ZM168 204L171 205V203H168ZM175 204L173 203V200H172V205H175ZM229 204H230V202H229ZM255 204H257V203H255ZM182 205H184V204H182ZM93 206H94V208H92ZM232 206H234V205H232ZM179 208H180V204H179V207L177 209L180 211ZM45 210H47V209H45ZM177 210H175V211H177ZM165 213H167V214H165ZM99 214H101V215H99ZM102 214L104 217L108 216L109 222L112 223V225H113V229L111 231L110 236H107L102 231H100V233L97 231L98 233L94 234L93 228L96 226L94 224H91L92 222H90V226L93 227V228H90L89 226H86L84 223L85 218L89 219L88 221H90L91 217L94 218L93 220H95V218L97 219V217H98V219L100 220V224L102 226L103 221H102V218L100 219V216L103 217ZM172 214H174V212ZM176 218H177V220L175 221L174 219H176ZM98 219L95 220V223L98 222L97 224H99ZM184 219H185V221H184ZM103 220H104V218H103ZM178 220H180L181 222H178ZM110 223H109V225H111ZM6 226H8V228H9L8 230L6 229L7 231L5 230ZM98 226L99 225H97V228H99ZM23 232L26 233L25 234L26 236L23 235ZM67 239H68V241H67ZM20 243H19V245H20ZM34 243H35V245L38 244L36 242H34ZM35 245H34V247H35ZM31 247L29 246L28 250H30ZM41 247H40V250H41ZM66 248L68 250L69 249L70 250L68 251ZM12 249H13V247H12ZM22 250H23V247H22ZM21 254H22V252H21ZM21 254H18V255H21ZM22 255H24L26 257V255L24 253ZM4 257H5V255H4ZM4 257L0 258V264H7L5 262L6 258H4ZM12 257L13 256L11 255L10 258H12ZM17 257H18L17 258V260H18L20 258V256H17ZM22 259H24V258H22ZM14 261H16V258L13 260V262ZM21 261H23V260H20V263H21ZM17 263L18 262H16V264ZM26 264H27V262H26Z\"/></svg>",
	"mask_w": 264,
	"mask_h": 264
},
{
	"label": "built area",
	"instance_id": "3",
	"mask_svg": "<svg viewBox=\"0 0 264 264\" xmlns=\"http://www.w3.org/2000/svg\"><path fill=\"white\" fill-rule=\"evenodd\" d=\"M43 5V4H42ZM73 9H64L58 3L52 4L51 13L54 15L55 19H63L66 16L72 14ZM17 15L15 9H6L0 11V26L12 22ZM60 70H64L65 67L61 65ZM10 118L9 106L6 102L0 101V167H6L10 163L11 155L6 149L7 138L1 133V128L7 123Z\"/></svg>",
	"mask_w": 264,
	"mask_h": 264
},
{
	"label": "crops",
	"instance_id": "4",
	"mask_svg": "<svg viewBox=\"0 0 264 264\" xmlns=\"http://www.w3.org/2000/svg\"><path fill=\"white\" fill-rule=\"evenodd\" d=\"M59 5H61L64 9H67V8H65V7L63 6L62 3H59ZM68 9H73V10H74V7L72 8L71 5H70V8H68ZM76 10H77V8H76Z\"/></svg>",
	"mask_w": 264,
	"mask_h": 264
},
{
	"label": "trees",
	"instance_id": "5",
	"mask_svg": "<svg viewBox=\"0 0 264 264\" xmlns=\"http://www.w3.org/2000/svg\"><path fill=\"white\" fill-rule=\"evenodd\" d=\"M67 17V16H66Z\"/></svg>",
	"mask_w": 264,
	"mask_h": 264
}]
</instances>
